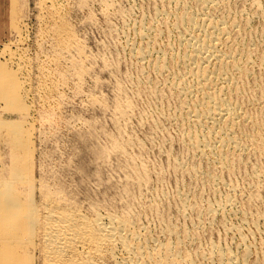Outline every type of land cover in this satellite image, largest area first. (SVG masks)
Returning a JSON list of instances; mask_svg holds the SVG:
<instances>
[{"label": "bare ground", "instance_id": "6f19581e", "mask_svg": "<svg viewBox=\"0 0 264 264\" xmlns=\"http://www.w3.org/2000/svg\"><path fill=\"white\" fill-rule=\"evenodd\" d=\"M91 1L98 2L99 15L101 14L104 24L108 26H112L111 18L116 16L124 21L132 11L131 6L129 10L130 8L123 9L121 4L118 5L123 0H75L73 3L82 10ZM17 2L18 0H10L11 22L17 16ZM153 2L154 6L150 8L152 17L148 23L144 22L145 15L144 18L140 16L137 23L129 22V18L128 23L122 24L119 21L124 34L126 29H131L140 39L138 42L141 41L138 44L127 40V54L131 53L130 56L146 64L160 79L154 82L147 75L148 78L145 77V74L141 75V79H131L125 73L121 77L125 83L130 82V87L119 78L116 62H110L111 59L108 60L102 53L94 60L91 51L89 50L91 55L87 53L88 50L86 52L87 46H84L83 39L69 25L70 18L68 20L64 9L66 6L58 0L37 2V21L41 25V30H37L44 33V37L39 39L48 48L54 49L57 59H50L55 62L51 61L52 64L61 65L65 59L68 61L69 70L64 73L71 76L68 75L66 82L72 81L70 77H73L76 83L93 80L95 84H99L102 79L94 75L93 72L96 71L91 65L99 60L103 71L112 77V96L109 103L99 91H83L77 87L86 84L77 86L73 82L77 86L73 95L78 90V94L84 93L83 99L94 108L92 111L96 109L100 114L107 115L110 126L114 129L110 133L102 128L103 124H96L100 128L98 132L94 128L84 131L89 137L102 136L103 140L107 139V145L105 143L104 146L94 149L99 160L96 163L97 170L113 171L107 181L102 182L98 177L95 178L100 187L99 198L94 197V191L84 200L68 193L58 184L57 168L52 166V162L40 166L39 177H34L35 154L31 139L33 130L28 126L26 118L30 110H33L32 104L29 106L25 102L27 95L24 96L23 85L14 73L0 64V99L5 102V109L15 110L21 115L15 119L0 116V141L6 143L3 144L6 148L5 154L0 146V264H264V213L259 209L264 204V0ZM141 13L143 14L142 11ZM91 16L86 21L90 26L98 27ZM255 19L258 20L259 28L254 26ZM163 35H167L163 46L157 49V39ZM172 35L175 42L170 38ZM16 41L15 44L20 39ZM37 66L36 64L35 67ZM40 68H36L37 72ZM56 68L58 70L59 66ZM57 70L54 72H58ZM29 71L31 72L30 69ZM39 72L42 81L48 82V69L46 72ZM137 73H141V70L139 72L138 69ZM28 74L29 72L26 75ZM39 76L37 74L36 81ZM39 79L38 82L42 83ZM49 84L37 83L39 91L35 92L45 96L46 102L43 105L46 108L50 104L47 101H51L53 96L49 97L58 92V83L54 86ZM25 88L27 87H24V92L27 91ZM168 93L174 95L176 103L172 108L164 106L167 108L164 112L163 106L156 102L164 100V94ZM65 94L69 95L68 92ZM132 95H136V99L140 96L151 99L153 103L150 113L146 107L148 114L142 112L140 106H136ZM166 102L164 101L165 104ZM172 120L178 125L177 139L183 144L184 154L176 155L169 151L174 140L169 143V138L161 140V136V143L156 142L158 133L165 128L164 122ZM75 121H70L71 126ZM86 122L94 124L85 121L84 125ZM133 125L142 130L143 139L132 129ZM49 129L51 130L50 127ZM73 132L76 133L75 130ZM165 132L166 129L163 134ZM149 145L156 148L159 156L166 161V166H151L150 160L143 155L149 151ZM167 173L173 177L171 179L175 184L171 193L161 186ZM237 173L243 176L245 185H242L241 176L237 177L242 181L239 180L241 186L224 177L227 175L229 178ZM177 175H183L187 183L182 182L184 179L178 180ZM197 184L202 187L207 185L213 196L206 198L204 192L205 196L198 193L196 188H191ZM108 189L110 193H107ZM233 219H237V222ZM215 226H219L226 236L232 235L234 240H231L234 243L226 244L225 240L226 245H220L215 241L216 238H212Z\"/></svg>", "mask_w": 264, "mask_h": 264}, {"label": "rangeland", "instance_id": "374dc122", "mask_svg": "<svg viewBox=\"0 0 264 264\" xmlns=\"http://www.w3.org/2000/svg\"><path fill=\"white\" fill-rule=\"evenodd\" d=\"M39 0H18V2H17V16L15 17V19H14V22H11V16H10V11H9V5H10V0H0V52L1 51H3L0 55V60H2V61H0V64H2V65H4L8 70H10L12 73H14V75L16 76V78L18 79V81H19V83H21V85H23V89H22V91H23V94H24V96L25 95H27V96H25L26 98H28V99H25V102L30 106V104H32L31 106V109H33V110H30V112H29V114H28V117L26 116V118H27V121H28V126L31 128V131L33 132L32 133V136L33 137H31V139H32V141H33V145H34V163H35V171H34V177L37 179L38 177H39V167L40 166H43V165H45V164H47V163H49V162H52L51 164H52V166H54L55 168H57V180H58V184H60V186L63 188V189H65V190H67L68 191V193H70V194H72V195H75L76 196V198L77 199H79V200H84L85 199V197L86 196H89L91 193H93V191H94V197H100V193H99V186L97 185V183H98V181L95 179V178H97V179H101V181L103 182V181H107V180H109V178H110V176L112 175V173H113V171H108V170H103V169H100L101 171H98L97 170V167H98V165L96 164V163H98V159H97V157L95 156V154H94V149L96 148V147H98V146H104L105 145V143L107 142V139L106 140H103L104 139V137H100V136H95V138L94 137H89L87 134L85 135L84 133V131H86L87 129H89V128H94V130L96 129V131L98 132L99 130L98 129H100L99 128V126H100V124H103V125H101L102 126V128H105V130L107 131V132H110V133H113L114 132V129L110 126L111 124H110V122H109V119H108V116L107 115H104V114H100L99 112H98V110H93L92 111V109H94L93 107L91 108L89 105H88V103L86 102V100L85 99H83V98H85L84 97V93H80L79 92V94H78V91H77V93H74V95H73V92H76V87L77 86H79L78 84H86V85H84L83 87H85V88H83L82 86L80 87H77V88H81V90H96V91H99L103 96H104V98L106 99V101L108 102H110L111 101V96H112V90H111V87H110V84H111V82H112V77L111 76H109V74H107V72L104 70L103 71V69H102V67L100 66V60L99 61H94L91 65H92V69L94 70V71H96V72H93L94 73V75H96V77H98V78H100V80H101V82L99 81V84H95L94 82H93V80H86V81H84L85 83H81V82H78V83H76V81L75 80H73V77H70L71 79H72V81H70V82H66V81H68V79H69V76H71V74H67V73H64V71L66 70V71H68L69 70V64H68V61L65 59V61H64V59L62 60V61H64V62H61V65H62V63L64 64V63H67V64H64V65H66V67H64V65H56V64H52V62L53 63H55L53 60H55V59H57V57H56V53L54 52V49H52V48H48V45H46V43H43L44 41L43 40H41L40 41V37H44L43 35H44V33H42L41 31H38L37 29H40L41 30V25H39L40 24V22H38L39 21V19H38V8L36 7L37 6V2H38ZM62 1V2H61ZM65 1V2H64ZM72 1V3H70ZM154 0H137V1H135V2H133V1H129V0H123V1H121L118 5H120L121 6V8H123V9H128V8H130V6L132 7V11L129 13L130 15H128V17H127V19L129 18V22H138V20H140L142 17L144 18V15L146 16L145 18H144V22H146V23H148L150 20L149 19H151V17H152V15H151V9L150 8H152V6H154V2H153ZM58 2H60L65 8V11L67 12V13H69V11H70V13L69 14H67L66 13V15H67V18H68V20H69V18H70V20H69V22H70V26L72 27V28H74V30H75V32H76V34H77V36H81V39H83V42L85 43L84 44V46H87L86 48L87 49H85L86 50V52H87V50L89 51H91V53H92V56H94L93 57V59L94 60H97L96 58H98L97 56H100L101 54L100 53H102V56L104 55L105 57H107L108 58V60H110V62H116L115 64H117L116 65V68H117V70H118V73H119V78H121L122 80H123V82L125 83V80L122 78L123 77V75H125V73H126V75H129L128 77L129 78H131V79H136V78H138L139 77V79H141L142 77H141V75L143 74V76H144V74H145V77H149V79L150 80H153L154 82H157V81H155V80H159L160 81V79L157 77L158 75H156V73L154 74V72L152 71V70H150V68L146 65V64H143V63H140L139 61H137L136 60V58L135 57H132V55L130 56V54H127V53H129V51H127L128 50V48L126 47V41L127 40H129L130 42H137L138 44L139 43H141V41L140 42H138L140 39L139 38H137L136 36H135V34L134 33H132L133 31L130 29H126V33L124 34V32L122 31V29H121V26H122V24H124V22L125 23H128V21H127V19H125L124 21H122L121 19H119V18H117L116 16L115 17H113V18H111V20H110V22H111V25L112 26H108L107 24H104L105 22L103 21V17L101 16V14L99 15V13H100V10H99V4H98V2H96V3H94V1L92 2H89L88 4H87V7H88V9H86L87 7L86 6H84V8L81 10V9H78L75 5H74V3H75V0L73 1V0H58ZM74 2V3H73ZM122 2H124V3H122ZM65 3V4H64ZM69 3V4H68ZM93 3V5H91ZM123 4H124V7H123ZM150 5H151V7H150ZM70 7V9H68L69 7ZM147 6V7H146ZM135 7H138L137 9L135 8ZM133 8L135 9V10H133ZM141 8H142V10H141ZM72 9V10H71ZM98 9V10H97ZM129 10H131V8L129 9ZM143 12V14L141 13V11ZM145 10V11H144ZM148 11V12H147ZM79 12V13H78ZM151 12V13H150ZM32 13V14H31ZM133 13V14H132ZM73 14V15H72ZM91 16L92 14V18L94 19V20H96L95 22V25H97L98 27H96V26H94V25H92V26H90L89 25V22H87V21H89V19H90V17H88L89 15ZM142 14V15H141ZM148 14H149V16H148ZM94 16V17H93ZM140 16H141V18H140ZM35 17V18H34ZM37 17V18H36ZM130 17L132 18V19H130ZM149 17V18H148ZM116 18V19H115ZM147 18H148V20H147ZM102 19V20H101ZM113 19V20H112ZM118 19V20H117ZM133 19H135V20H133ZM21 20V21H20ZM38 20V21H37ZM87 20V21H86ZM115 21V22H114ZM122 22V24H120V22ZM16 22V23H15ZM22 22V23H21ZM85 22V23H84ZM99 22V23H98ZM20 23V24H19ZM119 25H118V24ZM254 23L256 24V25H254V26H257L258 28L260 27L259 26V24H258V20L257 19H255L254 20ZM25 24V25H24ZM73 24V25H72ZM87 24V25H86ZM108 27H107V26ZM22 26V27H21ZM74 26V27H73ZM102 26H106V28H104V27H102ZM116 26V27H115ZM11 27V28H10ZM18 27V28H17ZM25 27H27L26 29H25ZM114 27H115V29H114ZM20 28H21V30H20ZM76 28V29H75ZM119 28V29H118ZM23 29H25V30H23ZM108 30V32H107V30ZM118 29V30H117ZM121 29V30H120ZM11 30H13V31H11ZM101 30V31H100ZM103 30V31H102ZM106 30V31H105ZM114 30L116 31V32H114ZM127 30H129V32L127 31ZM85 31V32H84ZM109 31H110V33H109ZM112 31V32H111ZM121 31V32H120ZM18 32H20V33H22V34H20V33H18ZM118 32V33H117ZM123 32V33H122ZM131 32V33H130ZM17 33L19 34V35H21L20 37L17 35ZM41 33V34H40ZM103 33V34H102ZM115 33V34H114ZM116 33H117V35H116ZM120 33V34H119ZM128 33V34H127ZM38 34V35H37ZM40 34V35H39ZM43 34V35H42ZM80 34H82V35H80ZM108 34H110V36H108ZM122 34H124L123 36H122ZM42 35V36H41ZM121 35V36H120ZM135 37H134V36ZM18 36V37H17ZM25 36V37H24ZM118 37V39H117V37ZM133 36V37H132ZM167 36V35H166ZM166 36L165 35H163V36H161V37H159L158 39H157V42H158V44L156 43L155 44V46H156V48L157 49H159V48H161L162 46H163V43H164V41H165V38H166ZM114 37V38H113ZM128 37H130V38H128ZM164 37V38H163ZM18 38L20 39V41H22L21 43H20V41H18ZM28 38V39H27ZM40 38V39H39ZM126 38V39H125ZM136 38V39H135ZM170 38H171V40L173 41V42H175V37H173V35H172V37L170 36ZM23 39V40H22ZM36 39H37V42H36ZM135 39V40H134ZM162 39H164V40H162ZM5 40V41H4ZM16 41L17 42V44H15V42L14 41ZM101 40V41H100ZM105 40V41H104ZM133 40V41H132ZM9 41H10V43H9ZM39 41V42H38ZM110 41V42H109ZM122 41V42H121ZM125 41V42H124ZM162 41V42H161ZM25 42V43H24ZM40 42H41V44H40ZM103 42V43H102ZM119 42H121V43H119ZM39 45L38 47H37V45ZM99 43H101L100 45H99ZM109 43V44H108ZM113 43V44H112ZM160 43V44H159ZM88 44V45H87ZM105 44V45H104ZM120 44V45H119ZM4 45H7V46H5V47H7L6 49H5V47H4ZM12 45V46H11ZM18 46V48H17V46ZM45 45H46V47H45ZM102 45H104L105 46V48H104V46H102ZM125 45V46H124ZM15 46V47H14ZM25 46V47H24ZM45 49H43L42 47ZM114 46V47H113ZM2 47V48H1ZM9 47H11L9 50H11L10 52H9V50H8V48ZM19 47H21V49H19ZM39 47H40V49H39ZM121 47H123V48H121ZM4 48V49H3ZM13 48V49H12ZM16 48V49H15ZM28 48V49H27ZM3 49V50H2ZM15 49V52H12V50H14ZM17 49H18V51H17ZM50 49H52L53 51V53L51 52V50ZM122 49H124V52H123V50ZM126 49V50H125ZM7 50V51H6ZM25 50V52H23ZM47 50H48V52H47ZM90 51L89 52H87V53H89L90 54ZM103 51V52H102ZM106 51V52H105ZM127 51V52H126ZM7 52H9V53H7ZM11 52H12V54L14 55H12L11 54ZM27 52V53H26ZM46 52V53H45ZM51 54H50V53ZM99 52V53H98ZM15 53V54H14ZM18 53V54H17ZM37 55H35V54ZM43 53V54H42ZM95 53H97L96 54V57H95ZM2 54H5V55H2ZM12 55V56H10V55ZM20 54V55H19ZM24 54H25V56H24ZM46 54V55H45ZM53 54V55H52ZM99 54V55H98ZM20 57H19V56ZM49 55H51V56H49ZM54 55H55V57H54ZM91 55V54H90ZM109 55V56H108ZM4 56V57H3ZM10 56V61H9V59H7L8 57ZM131 58H130V57ZM3 57V58H2ZM6 57V58H5ZM15 57V58H14ZM19 57V58H18ZM23 57V58H22ZM26 57V58H25ZM27 57H28V59H29V62H28V59H27ZM49 57V59H47ZM24 58H25V60H24ZM35 58H37V59H35ZM43 60H42V59ZM45 58H46V60H45ZM116 60H114V59ZM134 58V59H133ZM20 59V60H19ZM21 59H23L24 61H21ZM27 59V60H26ZM33 59V60H32ZM41 59V60H40ZM50 59H53V60H50ZM119 59V60H118ZM8 62H7V61ZM15 60H17V61H15ZM45 60V61H44ZM48 60V61H47ZM50 60V61H49ZM113 60V61H112ZM124 62H123V61ZM5 61V62H4ZM26 61H27V63H26ZM52 61V62H51ZM134 61H136V62H138L137 64H136V62L134 63ZM30 62H32V63H30ZM51 62V63H50ZM99 62V63H98ZM126 62V63H125ZM11 63V64H10ZM15 63H17V65L15 64ZM26 65H24V64ZM30 63V64H29ZM35 63V64H34ZM39 63V64H38ZM44 64V63H46L47 65H45L44 64V66L43 65H40V64ZM48 63H50V64H48ZM9 64V65H8ZM29 66H28V65ZM36 64L38 65L37 67H35L36 66ZM94 64H96L95 65V67H94ZM140 64V66H138ZM142 64V65H141ZM33 65H35V66H33ZM49 65V66H48ZM55 65V66H54ZM13 66V67H12ZM17 66L18 67H21V66H23V67H21V68H17ZM39 66L42 68H40V69H38V72H37V69L36 68H39ZM57 66H59V68H58V70H57V68L55 69V67H57ZM89 66V68H90V65H88ZM87 66V67H88ZM17 68V70H16V68ZM31 67V68H30ZM45 67V68H44ZM47 67V68H46ZM51 67V69H49ZM54 68V70L56 71H58V72H54V70H53V68ZM60 67H61V69H60ZM68 67V68H67ZM139 67V68H138ZM143 67V68H142ZM67 68V69H66ZM95 68V69H94ZM147 68H149V71H148V69ZM23 69V70H22ZM29 69L31 70V72L29 71ZM43 69H44V71H43ZM47 69H48V71H49V75H50V79H48V82H47V80H46V82H44V81H42V79L40 78V76H39V70H41V72H46L47 71ZM60 69V70H59ZM126 69V70H125ZM138 69H139V72H140V70H141V73H137L138 72ZM144 69V70H143ZM22 70V71H21ZM26 70V71H25ZM28 70V71H27ZM35 70V71H34ZM61 70H63V73H62V71ZM97 70H98V72H97ZM101 70V71H100ZM21 73H20V72ZM32 71H33V73H32ZM54 72V76H53V72ZM65 71V72H66ZM127 71V72H126ZM142 71H145V73L143 72L142 73ZM19 72V73H18ZM29 72V74H28V76L26 75L27 73ZM51 72V73H50ZM104 72V73H103ZM106 72V73H105ZM122 72H124V74L122 73ZM130 72V73H129ZM153 72V73H152ZM25 73V74H24ZM30 73H32V75L33 74H35V75H33L35 78L33 79V76L32 75H30ZM120 73H122V74H120ZM127 73H129V74H127ZM148 73V74H147ZM20 74H21V76H20ZM37 74H38V76L39 77H37L38 79L40 78L41 79V82L42 83H40V81L38 82V79H37V81H36V76H37ZM62 74V75H61ZM64 74V75H63ZM102 74V75H101ZM131 74V75H130ZM67 77H66V76ZM69 75V76H68ZM135 75H136V77H135ZM139 75V76H138ZM147 75V76H146ZM24 76L26 77V78H24ZM52 76V77H51ZM57 76V77H56ZM62 76H65L64 78L62 77ZM122 76V77H121ZM131 76V77H130ZM132 76H133V78H132ZM154 77V79H153V77ZM30 77V78H29ZM54 77H55V79L57 78V80H55L54 79ZM61 77V78H60ZM111 77V78H110ZM147 77V78H148ZM151 77V78H150ZM29 78V79H28ZM117 78H118V76H117ZM23 79H25V81L26 80H30V82H26V83H24L25 81L23 80ZM39 79V80H40ZM60 79V80H59ZM62 79V80H61ZM65 79V80H64ZM130 79V80H131ZM34 80V81H33ZM22 81H23V83H22ZM55 83H54V82ZM57 81V82H56ZM63 81L65 82V84H63ZM75 81V83H76V85L73 83ZM92 81V82H91ZM104 81V82H103ZM152 81V82H153ZM46 83V84H51V85H56V83H60L59 85L57 84L56 85V88H57V93L56 94H52L49 98H51L52 96V98H51V101H50V99L47 101L48 102V104H49V107H51V105L53 106L54 104L56 105V106H58L60 109H58V107H56L55 105L53 106V107H51L50 109H49V107L48 108H46V106H44L43 104L46 102L44 99V95H41V93L40 92H37V93H40V94H37V93H35L36 91H39V89H38V86L39 85H41V84H44V83ZM32 85H31V84ZM37 83L39 84V85H37ZM53 83V84H52ZM61 83L63 84L62 86H61ZM70 83V84H69ZM28 84V85H27ZM30 84V85H29ZM49 84V85H50ZM71 84H74V85H71ZM93 86H92V85ZM130 82H128L127 81V83H125V85H127L128 87H130ZM65 85H67L68 87H65ZM108 85V86H107ZM29 86H30V88H32V89H30L29 88ZM34 86H36V87H34ZM61 86V88L62 89H64V90H62L61 88H59ZM71 86V87H70ZM75 86V87H74ZM24 87H27V88H25V90H27V91H25L24 92ZM72 87H74V88H72ZM28 88H29V90H28ZM35 88H37V89H35ZM69 88V89H68ZM83 88V89H82ZM88 88V89H87ZM91 88V89H90ZM95 88V89H94ZM61 89V90H60ZM71 89V90H70ZM76 89V90H75ZM35 90V91H34ZM66 90V91H65ZM68 90V91H67ZM73 90H75V91H73ZM80 90V91H81ZM33 91H34V93H33ZM63 91V92H62ZM72 91V92H71ZM28 92V93H27ZM32 92V93H31ZM69 93V95L68 94H65V93ZM70 92H71V95H70ZM30 93V94H29ZM82 94V95H81ZM105 94V95H104ZM169 94V93H168ZM168 94H164L166 97H164V100L162 99L161 100V102L160 101H158V102H156V103H159L160 105H162L163 106V108H164V106H166V107H168V108H172L173 107V105H175V103H176V101H175V97H174V95H168ZM41 95V96H40ZM57 96V98L55 97V96ZM61 97H59V96ZM62 95H63V97H62ZM65 95V96H64ZM80 97H79V96ZM39 96V98H40V100H38L37 101V99H39V98H37V97ZM43 96V97H42ZM66 96H68V97H66ZM71 98H70V97ZM74 96V97H73ZM132 96H134L133 97V99L136 101V106L139 108V106H140V110H142V112L143 111H145L146 112V110H147V112H149L150 111V107H151V104L153 103V101L151 100V99H147V97L146 96H144L145 98H143V96L141 97H137V99H136V95H132ZM137 96H139V95H137ZM173 96V98H171ZM24 97V98H25ZM56 99H55V98ZM76 97H78V98H76ZM171 99H170V98ZM54 98V100H52ZM68 98V99H67ZM70 98V99H69ZM73 98V99H72ZM74 98H75V101H74ZM80 98V99H79ZM142 100H141V99ZM44 101H43V100ZM60 101H59V100ZM61 99H62V101H61ZM77 99V100H76ZM79 99V100H78ZM140 99V100H139ZM149 102H146V100ZM170 99V100H169ZM31 102H30V101ZM35 100V101H34ZM68 100V101H67ZM69 100H71L70 102H69ZM73 100V101H72ZM149 100H151V101H149ZM0 116H2L3 118H5V119H15V118H17V117H19V116H21L20 115V113L19 112H17V111H15V110H10V109H5V102L3 101V100H1L0 99ZM3 101V102H2ZM65 101H67V102H65ZM80 103H82V106H81V103L79 104L78 102ZM85 101V102H84ZM145 101V102H144ZM164 101L166 102V101H168V102H166V104L164 103ZM33 102V103H32ZM37 102V103H36ZM43 102V103H42ZM57 102H58V104H57ZM108 102V103H109ZM54 103V104H53ZM63 103V104H62ZM144 103V104H143ZM167 103H169V105L167 104ZM38 104H39V106H38ZM63 106H62V105ZM69 104V105H68ZM71 104V105H70ZM78 104V105H77ZM85 104H87V105H85ZM146 104L148 105V106H146ZM33 106H34V108H33ZM40 106H44L43 108L42 107H40ZM62 106V107H61ZM64 106H67V107H64ZM78 106V107H77ZM81 106V107H80ZM55 107V108H54ZM77 107V108H76ZM90 107V108H89ZM147 109H146V108ZM56 108H57V110H56ZM79 108V109H78ZM81 108H85L84 109V111H83V109H81ZM37 109H38V111L39 112H43V114H42V112L41 113H39L38 111H37ZM45 109V112L43 111V110ZM146 109V110H145ZM149 109V110H148ZM166 109L167 108H164V112H166ZM41 110V111H40ZM59 110V111H58ZM62 110H64V111H62ZM86 110H88V112L86 111ZM35 111V112H34ZM46 111H48V113L46 112ZM83 111V112H82ZM3 112V113H2ZM8 112V113H7ZM15 112V113H14ZM33 112V113H32ZM55 112H57V113H55ZM87 112V113H86ZM90 112V113H89ZM146 112V114H148ZM168 112V111H167ZM38 115H37V114ZM46 113V114H45ZM50 113V114H49ZM60 113H61V115H60ZM150 113V112H149ZM6 114V115H5ZM52 114V115H51ZM57 115H60V116H57ZM66 115V116H65ZM15 116V117H14ZM32 116V117H31ZM38 116H40V117H38ZM44 116V117H43ZM46 116V117H45ZM48 116V117H47ZM52 116H53V118H52ZM57 116V117H56ZM95 116V117H94ZM107 118H106V117ZM35 117V118H34ZM62 117H63V119H62ZM73 117V119L71 120V118ZM76 117H80V119L79 118H76ZM81 117H83L82 119H81ZM32 118V119H31ZM34 118V119H33ZM39 118V119H38ZM42 120H41V119ZM48 118V119H47ZM51 118V119H50ZM55 118V119H54ZM47 120V121H43V120ZM67 119H69V120H67ZM76 119H78V120H76ZM84 119V120H83ZM93 119V120H92ZM98 121H97V120ZM34 120V121H33ZM54 120H55V122H54ZM77 122H76V121ZM91 120V121H90ZM97 122H95V121ZM102 120V121H101ZM41 121V122H40ZM42 121H43V123H42ZM59 121V122H58ZM70 121H75V123H74V125L73 126H71V124H70ZM78 121H80V122H78ZM82 121H84V122H82ZM85 121H88V122H91V123H94V124H91L90 125V123H87V124H85L84 125V123H85ZM92 121H94V122H92ZM54 124H53V123ZM65 122V123H64ZM68 122V123H67ZM171 122H172V124L174 123V121L172 120V121H165L164 122V130L166 129V132H165V134H167L168 136H166L165 134H163V132H164V130H163V132H160V133H158V140L156 141V142H160L161 140H168V138H169V140H168V142L170 143L171 141H173L172 142V144H170V149L172 148V150H170L169 149V151L172 153V154H176V155H180L181 153H185V150H182L183 149V147H182V143H181V140H179V139H177V138H179V135H178V130L179 129H177L178 128V125H176L175 123L173 124V125H171ZM66 123H67V125H68V127H67V125H66ZM49 126H48V125ZM53 124V125H52ZM96 124H98V125H96ZM170 124V125H169ZM32 125H33V128H32ZM46 125V126H45ZM51 125V126H50ZM54 125H56V126H54ZM82 125H84V126H82ZM87 125H89V127L87 126ZM96 125V126H95ZM174 125H176V126H174ZM73 127V129L71 128V127ZM76 126H77V128H76ZM80 126V127H79ZM47 127H48V129H47ZM49 127L51 128V130L49 129ZM74 128H76V129H74ZM81 128H82V130H81ZM85 130H84V129ZM55 129V130H54ZM71 131H70V130ZM134 131H135V133L141 138V139H143L142 138V130L140 131V130H138L137 129V127L135 126V125H133V128H132ZM75 130V132L76 133H74L73 131ZM177 130V131H176ZM48 131V132H47ZM51 131V132H50ZM56 133H55V132ZM80 131H83V132H80ZM95 131V133H97ZM133 131V132H134ZM178 132V133H177ZM54 133V134H53ZM162 133V134H161ZM160 134V135H159ZM87 137H85V136ZM51 136V137H50ZM55 136V137H54ZM162 136V137H161ZM97 137V138H96ZM160 137H161V140H160ZM89 138V139H88ZM87 139V140H86ZM91 139V142L89 141ZM98 139H100V140H98ZM93 140H95V141H93ZM177 141V142H176ZM179 141H180V144H179ZM1 142V141H0ZM167 142V143H168ZM176 142V143H175ZM161 143V142H160ZM168 143V144H169ZM3 144H6L5 142H1L0 143V146H1V150H2V152H3V154H5V146H3ZM159 144V143H158ZM174 144V145H173ZM182 144V145H181ZM106 145H107V143H106ZM150 146V145H149ZM149 146H147V150H149L147 153H145V154H143L144 155V157L147 159L148 158V160H150V164H152L151 166H155V167H157V165L158 166H166L165 164L166 163H164V162H166L163 158H161L160 156H159V154L157 153V151H156V148L155 147H151L150 146V149L148 148ZM178 146V147H177ZM152 148V149H151ZM151 150H153V151H151ZM182 150V151H181ZM154 151L156 152V153H154ZM184 151V152H183ZM54 152H55V154H54ZM174 152H176V153H174ZM52 153V154H51ZM180 153V154H179ZM56 155V156H54V155ZM58 154H59V156H58ZM62 156V157H61ZM158 156V157H157ZM56 157V158H55ZM63 158H65V159H63ZM59 159V160H58ZM163 159V160H162ZM66 161V162H65ZM67 163V164H66ZM69 163V164H68ZM71 163V164H70ZM60 166H59V165ZM164 164V165H163ZM57 166V167H56ZM60 167V168H59ZM62 168V169H61ZM101 168V167H100ZM104 171V172H103ZM56 172V171H55ZM108 173H109V175H108ZM239 175V176H238ZM108 176V177H107ZM166 176H168V177H166ZM232 176V177H231ZM231 176H229V178H227V175H224V177L226 178V179H232L233 181H235L236 183H238V185H240L241 186V180H240V178H237V177H240L241 176V179L243 180V182H242V185H245V181H244V179H243V176L241 175V174H239V173H237V174H235L234 176L237 178V181H236V178L233 176V175H231ZM105 177V178H104ZM167 178V179H166ZM173 179V177H170L169 176V174L167 173L166 175H165V178H164V181L165 182H162V187L163 188H167L168 189V191L171 193L172 192V190H173V187L175 186V184H174V181H172V179ZM178 180H183L184 179V181H182V182H185L186 180H185V177L183 176V175H177V177H176ZM234 178V179H233ZM93 182H92V181ZM239 180L241 181V182H239ZM185 183H187V181L185 182ZM163 184H164V186H165V184H166V186L164 187L163 186ZM200 185V184H199ZM198 184L197 185H193L191 188L193 189L194 188V190H195V188L197 189L196 191L198 192V193H200V194H203V192H204V194H206V198H207V196H208V198H211L213 195L212 194H210L211 193V190L210 189H208L209 187L207 186V185H203V187L200 185L199 186ZM197 186H199V188L197 187ZM206 186V187H205ZM97 187V188H96ZM204 188V189H203ZM206 188V189H205ZM98 189V190H97ZM166 189V190H167ZM200 189V190H199ZM110 189H108V191H107V193H110L111 191H109ZM204 190V191H203ZM97 191V192H96ZM201 191V192H200ZM208 194H207V193ZM98 193V194H97ZM99 195V196H98ZM263 205V207H261ZM263 208V209H262ZM259 209H260V211L262 212V213H264V204H261L260 206H259ZM263 210V211H262ZM234 221L236 220V222H237V219H233ZM216 228H214L213 229V231L216 233V234H219L220 233V235H216L215 233L213 234V239L214 238H216V239H214L215 241L217 240L218 241V243L220 244V245H226V244H233L234 242L232 241V240H234L232 237V235H225V233L222 231V229L219 227V226H215ZM216 230V231H215ZM217 230H219L218 231V233H217ZM228 238V239H227ZM230 238V239H229ZM220 239V240H219ZM222 239V240H221ZM224 239V240H223ZM232 239V240H231ZM226 240V241H225ZM230 240H231V243H230ZM223 241V242H222ZM224 241H225V243H224Z\"/></svg>", "mask_w": 264, "mask_h": 264}]
</instances>
